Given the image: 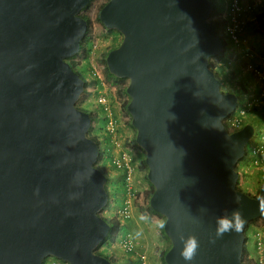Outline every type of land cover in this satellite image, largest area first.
I'll use <instances>...</instances> for the list:
<instances>
[{
    "label": "water",
    "instance_id": "obj_1",
    "mask_svg": "<svg viewBox=\"0 0 264 264\" xmlns=\"http://www.w3.org/2000/svg\"><path fill=\"white\" fill-rule=\"evenodd\" d=\"M92 0H0V264H112L96 254L109 236L100 216L108 177L96 164L92 116L77 107L86 81L69 60L81 52ZM210 0H108L99 20L122 43L106 64L126 79L127 110L172 247L199 241L191 264H244L245 230L264 218L258 197L238 189L237 165L255 128L224 125L238 97L209 66L224 43ZM239 210L242 230L216 236L217 217ZM214 241V242H213Z\"/></svg>",
    "mask_w": 264,
    "mask_h": 264
},
{
    "label": "clouds",
    "instance_id": "obj_2",
    "mask_svg": "<svg viewBox=\"0 0 264 264\" xmlns=\"http://www.w3.org/2000/svg\"><path fill=\"white\" fill-rule=\"evenodd\" d=\"M210 1H212L213 4H214V11H213L212 15L210 16V19L209 20L215 24V22H217V21H213L212 19H213L214 15L217 14V8L218 7L215 5V2H216L215 0H210ZM249 1L250 0H243L244 3L245 2H249ZM92 2H93V0H92ZM107 2H108V0H107ZM104 6H105V4L103 5V7ZM83 13H84V11H82V13H81V16L82 17H83ZM263 20H264V6H262V8H261V11H260V14H259L257 20L254 21V22H250L245 27L243 36H244V39H245L248 47H250L255 52L256 56L261 60V62L258 64V67H261L259 69V71L264 76V54H261L262 52H259L258 53V51L256 50V46L253 45L251 41H249V39H248L249 37L247 35L248 29H249V27L251 25L258 26L260 23H261V25H264ZM89 21H90V19H89ZM90 26H91V22L89 24V29H88V32L89 33L87 32V35L89 36V38H90V33H91L90 32ZM113 32H116V31H113ZM113 38H114V36H113ZM90 40H91L92 46H93V42L94 41H96L98 43V45H99V41L98 40H94V38L93 39L91 38ZM122 40H123V37L121 39V42L119 43V46L122 43ZM227 44L229 45L228 48H227ZM224 46H225L224 47V50H223V52L221 54H223V53L226 54V52H225L226 49L231 50V47H230V43L228 41V38H227V42L224 43ZM99 47H100V45H99ZM99 49H98V51H99ZM225 54L222 57H219L220 55H218L216 57L211 58L210 61H209V66H210V62L211 61H213V63L217 66V69H218V65L220 66L222 63H227L228 65H230V68L231 69H233L234 66L237 65L238 68L243 69V72L244 73H246V74L249 73L248 71H246V65H245V63H242L241 60H240V58H238L236 60H231L233 55L230 52L228 54V56L226 57V59L229 62H226L224 60L225 59ZM76 57H74V58H76ZM74 58H72V59H74ZM88 58H89V60L91 62V50L89 52V57ZM101 58H102V56L97 54V62L99 63L100 69H101L104 77L108 80V82L110 83V86L113 89V95L115 97V103L117 104V106L114 107V115H115V119L117 121V132H118L117 142L119 143V145H120L119 147L120 148L117 147V145L115 144L114 140H112V136H111V134L107 130V127H108V124H109V119H108L107 114L104 111V109L97 102L98 91L101 90L100 84H99V86H97L96 88H94V93L91 96L84 95L85 94V92H84L83 95L81 96L80 100L77 103V107L79 109H81L82 111H85V112H87L89 114H90V112H95L96 113V111H93L94 108H96V107H98L99 109L101 107V109L104 111V114H105L104 115V119L107 121V124L105 126V129L102 130L101 127H99L98 125H96V123H94L96 120L93 119V122H92L93 129L91 127L92 131H91V129L89 131V134L91 132V136L92 137L89 134L88 135L94 141H96L95 140L96 138H99V142L96 141L98 143L99 147H100V157H99V160H98V162L96 164L97 168H99V169L102 170V168L106 165L105 166V170L106 171H107V169L110 170V173L108 171L107 172H108V174L110 176L111 181H110V183H108V181H107L106 189H107V187H109V189L111 191L110 192L111 195L109 196L108 205L100 212V216L103 219H105L107 222H108V220H111V221L112 220H117V221H119L120 227H119V229L117 231H113L111 224L108 222L110 224V226H111L110 234L106 238V240L101 245H99V247L96 249V254L99 255L98 252L100 250L105 249L106 252H107V255H108L105 258H107L109 260H110V258L114 259L115 262H113V260H110L112 262V264H120L123 255H120L119 251H116L118 249V250H121V252L124 255L126 254L127 256H129V255L130 256H133L137 260V263H138L139 259H141V264H149L147 255L144 254L142 251H140V249L138 248V244L135 241V238H134L133 234L129 231V223H130V221H132L134 219V217L136 215L141 216L140 219H144V220H148V217L151 218V213H148V211H147L148 215L147 216L144 215V213L141 210L142 206L139 207V214L135 210V209H137L136 208V204L138 205L139 202L141 201V199L139 197L140 196L139 194L140 193L142 194V193L146 192L145 190H148V189H144V190L141 189V182L143 180L141 181L140 179H141V177L143 178V176H145V168H144V165H143V162H142L143 161V158H142L143 155L141 154L143 150L136 143L137 130L132 126V123H131V126L132 127L130 126L129 117L126 115L127 120H124L123 119V115H125V113H124V109H123V104H122V102L120 100V96L121 95L119 94V91H118L117 86L114 85V83L111 81V79L108 78L105 75V73H104V67H105V65H104V62H102ZM105 64H106V60H105ZM106 66H107V64H106ZM91 69H92V62H91ZM214 73L216 75V72L215 71H214ZM250 73L253 74V76H254V78H253L254 79V83H255V85L258 88L256 90L250 89V90H247L246 92L243 91L244 92V98H242V99H239L238 98V105L236 107V110L228 118H226L224 120V125L227 127V129L231 133L232 132L234 133L236 131L241 130L242 128H244L248 124L253 125V123L250 122V117L253 115V112H252V109L253 108L243 118V122H242V125H241L240 128L232 129L230 127V124H229V121L231 119H233L239 113L240 108H242L244 105H246L248 103V101L251 99V97L257 96L258 95L257 91L258 90L259 91L261 90V86H260V84L258 82V77L253 72H250ZM216 77L220 80V82H221V88H222V91L224 93H233V94H235L238 97V95L235 93V88L231 87L229 84L226 85L224 83V80L220 76L216 75ZM88 79H90V78H88ZM124 80H126V79H124ZM127 84H129V81L128 80H127ZM225 87L227 88V90H225ZM85 91H86V89H85ZM93 97H94V100L93 101H90V99H92ZM240 100H241V102H240ZM86 101H88L89 103H92V105H94L95 107L92 109V105H90L88 103H85ZM261 108H264V105L261 106V107H259V108H257V111H261L262 110ZM130 117H131V115H130ZM92 118H93V116H92ZM98 119H100V118H97V120ZM131 121H132V118H131ZM244 122H246L248 124H246ZM125 124H127L135 132L133 138H131V139H129V138L126 137V129H125L126 125ZM260 131H264V128H262V129L260 128ZM255 133H256V129H255ZM103 135L109 136L110 139H111L112 146H110V148H111L112 153H113V156H114V164H115V160L118 157L126 154L129 157V160H130L129 161L130 166L134 169L133 187H134V190L136 192V199H134V201H133V203L131 205V208H130L131 213H130V216L129 217H125L124 215H122V211H124V209L126 207V202L128 200V192H129L128 191V183H127V171L125 169L118 168V166L115 164L118 171L117 172H112V170L108 166L107 162H105L106 159H107V154H106V150L107 149H106V144H105L104 139H103ZM255 136H256V134H254V137ZM94 137H95V139H94ZM257 137H258L257 140L254 141L249 148L247 147V150H249V156H248V158L246 159L245 158L246 156H245L244 157L245 160L242 159L241 161H239V163L237 165V171H238V173L240 175L239 176V182H238V189L240 191L246 193L250 197H253V198L258 197V194H259V191H260V186L264 182V167H256L255 165L252 164V161H251V158H250V152H251L250 150H251V147L254 146V145L256 146L258 144H263L262 141H261V138L264 137V133H261L260 132V136L257 134ZM134 140H135V142H134ZM135 143H136V145H135ZM115 150H118V152H119L117 155H115ZM101 155H103L102 159H101ZM145 155H144V158H146ZM246 155H247V153H246ZM138 156H139V159L137 158ZM145 165H146V163H145ZM252 169H258V175L260 176L259 177V186H258L259 189L257 190V194L256 195H253L251 193V191H249V190L246 191L244 189V187H242V185L244 184V181H242L241 171H242V173L244 175H246L245 173L246 172H251ZM147 174H148V172H147ZM115 176L118 177L117 182H119L122 177H124V179L126 180V184H127L126 185V191L127 192H126L125 196L120 195V194H117V193H115L113 191V189L115 188V186H113V184H114V181H116ZM108 195H109V192H108ZM118 197L120 198V201H121V205H119V206L117 205V202H119ZM149 205H150V200H149ZM259 207H260L261 210H264V198L261 199L260 204H259ZM160 219H161L160 227H163L164 228V223H165V220L166 219L163 216H161ZM262 219H264V218L257 219L256 222H253V221L250 222L248 224V226L250 225L249 228L247 226V228L245 230V244H246V238H247V244H248V240H249L248 232H249V230L253 226H256V231H255L254 235L251 238L253 239L254 244H255V247H256V249L259 252H263V249H264V232L260 231L261 230L260 226L262 225V223H264V221H262ZM148 221H150V220H148ZM123 224H125V225H123ZM216 224H217V227H216V236L217 237H222L226 233L239 232V231H241L242 230V226L244 224V218H243V216H242V214H241V212L239 210H235L230 215L229 214H225L224 216L217 217ZM126 226H127V231L126 232H121V228L122 227H126ZM158 232H159V230H158ZM160 234L161 233H159V235ZM128 240L131 241V243L133 245L131 249H129V247L127 246V243H128L127 241ZM180 240H181V243H182L183 246H182V249L179 252V255L186 262V264H191V262L195 259L196 255H197V252H198V249L200 247L199 241H198V239H197V237L195 235H189V236H187V238H185V237L182 236L180 238ZM245 244H244V247H245ZM246 250H247V246H246ZM248 254L249 253H248V250H247L246 258H245V262L246 263H251V264H264V257H260V258L258 257L257 259H253V258H250V256H248ZM243 255H244V252H243ZM49 260L57 261L60 264H68V263H66V262H64L62 260H59V259L53 258V257L46 258L43 261V264H45ZM243 263H244V261H243Z\"/></svg>",
    "mask_w": 264,
    "mask_h": 264
},
{
    "label": "built area",
    "instance_id": "obj_3",
    "mask_svg": "<svg viewBox=\"0 0 264 264\" xmlns=\"http://www.w3.org/2000/svg\"><path fill=\"white\" fill-rule=\"evenodd\" d=\"M221 6L222 8H220ZM262 6H264V0H250L245 3L243 0H222V5L217 6V14L214 15L212 19L213 21L225 24L224 33L228 38L231 53L233 55L231 60L240 58L241 62L246 65V71L253 72L258 77V82L261 86L260 94L251 97L248 103L240 108L239 113L229 121L232 129L241 127L243 118L252 108H259L264 105V76L258 69V64L261 60L256 56L255 52L248 47L243 36L245 27L250 22L257 20ZM98 49L99 45L94 41L91 49L92 76L100 81L101 87V90L98 91L97 102L107 114L109 119L107 130L111 134L112 140H114L117 147H119L120 145L117 142V121L114 115V107H116L117 104L115 103L113 89L108 80L104 77L99 63L97 62ZM261 141L263 144L254 145L250 150L252 164L256 167H264V137L261 138ZM129 161V157L126 154L115 160V164L118 168L127 171L129 192L126 207L124 211H122V215L125 217L130 216L131 205L134 199H136V192L133 187L134 169L130 166ZM127 242V246L131 249L133 246L131 241L128 240ZM45 264L60 263L54 260H49Z\"/></svg>",
    "mask_w": 264,
    "mask_h": 264
},
{
    "label": "trees",
    "instance_id": "obj_4",
    "mask_svg": "<svg viewBox=\"0 0 264 264\" xmlns=\"http://www.w3.org/2000/svg\"><path fill=\"white\" fill-rule=\"evenodd\" d=\"M90 7V6H89ZM88 7V8H89ZM88 8H86L85 10H87ZM84 10V11H85ZM83 17L89 22L90 24V21H89V18L84 16ZM98 22L100 23V20H99V17H98ZM215 24L217 25V28H218V34L219 36L221 37V39L223 40V42H227V36L224 34V27H225V24L224 23H219V22H215ZM104 27V26H103ZM105 31L108 32V33H114L113 31H108L105 27H104ZM89 33V32H88ZM114 36V35H113ZM116 42V44H115ZM119 40L117 39L116 36H114V46L111 47L108 52L105 53L104 57L102 56L101 60L102 62H104V73L105 75L111 79V81L114 83V85L118 86V91H119V94L122 96V97H125V102L123 104V109H124V112L125 114L129 117V123H130V126H131V117H130V114L127 110V107L130 103V98L129 96L127 95L126 93V88H127V80H124V79H117L115 77H113L109 71H108V68L105 64V60H106V57L107 55L109 54V52L115 48H117L119 46ZM228 44H227V48H228ZM92 48V43H91V40L89 38V36L87 35L85 40L82 42V47H81V52L80 54L76 57H82L84 59V62L82 64H79L78 61L74 60V59H70L69 62L70 64L73 66V68L76 70H79L78 74H80V76L86 80V91H85V94L86 96H91L93 93H94V88H96L97 86H99L100 84V81H98V79L94 78L92 76V69H91V62L89 60V52ZM227 50V51H226ZM225 53L221 54L219 57H222L224 56L225 54V61L226 62H229L226 57L228 56V54L231 52V50L229 49H226ZM89 69V71L86 70ZM210 68L216 72V75L220 76L223 80H224V83L227 85L229 84L231 87L235 88V93L237 95H240V98H244V92H246L247 90H250L251 89V85L250 83H247L248 80H246V73L243 72V69H240L236 66H234L233 69L230 68V65H228L227 63H222L220 66L218 65V69H217V66L213 63V61L210 62ZM261 67H259L258 69H260ZM247 75H251L253 78V74L252 73H247ZM90 79H88V78ZM246 80V81H245ZM237 91V92H236ZM244 91V92H243ZM260 91L258 90L257 93H259ZM241 102V100H240ZM92 107H95L94 105H92ZM254 107V106H253ZM262 110L264 108H261ZM93 111H96L95 112H90V114L93 116V119L94 120H97V118H102V126H101V129H105V126L107 124V121L104 119V111L101 109L96 107ZM252 112L253 114L257 113V108H253L252 109ZM246 123V122H244ZM248 124V123H246ZM245 124V125H246ZM132 127V126H131ZM93 129V127H92ZM91 129V131H92ZM135 130V129H134ZM91 136V132L89 134ZM92 137V136H91ZM95 139V137H94ZM103 139H104V142L106 144V154H107V164L108 166L111 168L112 172H117V167L116 165L114 164V156H113V153H112V150L110 148V146H112L111 144V139L109 136H106V135H103ZM97 142H99V138H96L95 139ZM135 142V140H134ZM136 145V143H135ZM103 154V153H102ZM249 156V150H247V155H246V159L248 158ZM103 155H101V159H102ZM143 158V165H144V168H145V176H144V179L145 181L147 182L148 185H150V189H148L146 192L144 193H140L139 197L142 201V212L144 213L145 216L148 215V213H151V218L148 217V220L152 221V222H157L159 221L160 219L158 218H161V216L153 211L149 205V200L154 192V188L153 186L151 185V183L148 181L147 179V172H148V168L147 166L145 165V158ZM245 160V159H244ZM243 160V161H244ZM106 166V165H105ZM105 166L102 168V170L105 172V174L107 175L108 177V183H110L111 179H110V176L108 174V172L105 170ZM123 176V175H122ZM117 179L118 177L116 178V181H114V184L113 186H115V188L113 189V191L117 194H120V195H123L125 196L126 194V180L124 179V177L121 178V180L119 182H117ZM107 190L109 192V196L111 195L110 194V189L109 187H107ZM148 211V213H147ZM163 220V219H162ZM257 220L253 221V222H256ZM262 221H264V219H262ZM108 222L111 224L112 226V230L113 231H117L120 227V223L119 221L117 220H108ZM250 226V225H249ZM248 226V228H249ZM160 233H161V236H162V239L166 242L167 241V247L164 248L162 251V254H161V257L159 258V263L160 264H166L165 262V259H163V257H165L166 253L171 249L172 247V244L171 242L169 241V239L167 238V236L165 235V232H164V228L163 227H160ZM246 246H247V238H246V244H245V247H244V255H243V261L245 264H251V263H246L245 262V258H246V253H247V250H246ZM109 258V257H108ZM110 260H113V262H115L114 259L110 258ZM137 264H141V259H139L138 263Z\"/></svg>",
    "mask_w": 264,
    "mask_h": 264
},
{
    "label": "rangeland",
    "instance_id": "obj_5",
    "mask_svg": "<svg viewBox=\"0 0 264 264\" xmlns=\"http://www.w3.org/2000/svg\"><path fill=\"white\" fill-rule=\"evenodd\" d=\"M107 3V0H93L92 4L90 5L89 9H87L86 11H84L83 15H85L86 17H88L90 19V22H91V26H90V39L94 38V40H98L99 41V45H100V49L98 51V55H101L104 57L105 53L114 45V38L112 35L116 36L117 39L119 40L118 43L121 42V39H122V35L119 33V32H114L113 34L112 33H108L105 31L103 25L101 23L98 22V17H99V13L103 7L104 4ZM215 5L216 6H219V5H222V0H216L215 2ZM222 8V6L220 7ZM264 22V20H263ZM247 35H248V39L249 41L252 42L253 45L256 46V50L259 52H261V45L264 43L262 42L264 40V25H261V23L256 26V25H251L248 29V32H247ZM116 44V42H115ZM74 60L78 61L79 64H82L84 62V59L82 57H78V58H74ZM87 71H89V69L86 68ZM76 72H79V70L76 69ZM88 78V77H86ZM248 78H246L247 80ZM245 80V81H246ZM248 81H250L248 79ZM247 81V82H248ZM118 88V86H117ZM225 90H227V88L225 87ZM238 98H240V95H238ZM242 99V98H241ZM94 100V97L92 99H90V101H93ZM120 100L122 102V104H124L125 102V97H122L120 96ZM85 103H88L90 105H92V103H89L88 101H86ZM91 107V106H90ZM94 107H92L93 109ZM95 109V108H94ZM87 111V110H86ZM125 113V112H124ZM123 119L124 120H127V117H126V114L123 115ZM262 120H264V118H261ZM94 123H96V125H98L99 127L102 126V119H98L96 120ZM253 123V126L255 127L256 129V136L250 141L249 145H248V148L252 145V143L254 141L257 140V134L260 136V132L261 133H264V131H260V128H264V122L261 121L259 118L252 121ZM126 127V137L131 139L133 138L134 136V131L127 125L125 124ZM119 152L118 150H115V155H117ZM144 157L145 153L142 151L141 153ZM146 157V155H145ZM107 162V160L105 161ZM107 171L110 173V170L107 169ZM112 174V173H111ZM241 174H242V181H244V184L242 185V187H244V189L246 191H251V193L253 195H256L257 194V190L259 189V175H258V169H252L251 172H246L244 175L241 171ZM117 178V176H115V179ZM142 182H141V189L144 190V189H150V185L147 184V182L145 181L144 179V176L143 178L141 177L140 179ZM250 187V188H249ZM147 191V190H145ZM118 200L119 202H117V205H121V201H120V198L118 197ZM142 201L139 202V204L137 205L136 204V212H138L139 214V207L142 206ZM135 212V213H136ZM160 219V218H158ZM144 220V219H143ZM149 225H151V222L149 221L148 222ZM160 224H161V219L157 222H153V225L155 226L154 228L156 229H153L156 231V233H158V230H159V233H160ZM125 225V224H123ZM127 231V226L126 227H122L121 228V232H126ZM159 241H161L162 239V236L161 234L159 235ZM154 243H157V239L154 240ZM164 244V242H162ZM167 243V241L165 242ZM157 251V248L155 249L154 252ZM99 255L103 256V257H107V252L105 249L103 250H100L99 252ZM157 254H158V251H157ZM163 259H165V257H163Z\"/></svg>",
    "mask_w": 264,
    "mask_h": 264
},
{
    "label": "crops",
    "instance_id": "obj_6",
    "mask_svg": "<svg viewBox=\"0 0 264 264\" xmlns=\"http://www.w3.org/2000/svg\"><path fill=\"white\" fill-rule=\"evenodd\" d=\"M264 42V40L262 41ZM262 53L264 54V43L261 45V50ZM246 78H248L250 81L247 83L251 84V89L256 90L258 87L254 83V79L251 75L246 74ZM247 79V80H248ZM260 119L261 121L264 122L261 118H264V109L261 111H258L257 113L253 114L250 117V122ZM262 129V128H261ZM140 156V155H139ZM139 156L137 157L139 159ZM141 216L136 215L132 221L129 223V231L133 234L135 241L138 244V248L140 251H142L144 254L147 255L149 264H160L159 263V258L161 257L163 249L167 247V243L162 239L159 241V232L156 233V229L154 228L155 226L153 225V222H151V225H149L148 220H143L140 219ZM262 232H264V223L260 226ZM155 229V230H153ZM256 231V226H253L249 232H248V244H247V250H248V256L253 259H257L258 257H264V249L263 252H259L254 244L253 239L251 238ZM157 239V243H154V240ZM164 242V245L161 243ZM157 248V251L155 249ZM119 251L120 255L122 256L120 264H137V260L133 256H127L126 254L124 255L121 250H116Z\"/></svg>",
    "mask_w": 264,
    "mask_h": 264
}]
</instances>
